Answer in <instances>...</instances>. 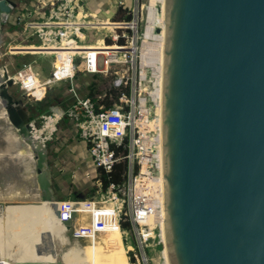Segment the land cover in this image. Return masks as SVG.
Listing matches in <instances>:
<instances>
[{"label": "water", "instance_id": "1", "mask_svg": "<svg viewBox=\"0 0 264 264\" xmlns=\"http://www.w3.org/2000/svg\"><path fill=\"white\" fill-rule=\"evenodd\" d=\"M14 7L0 0V45ZM162 14L167 262L264 264V0H164ZM12 86L2 69L7 120L30 147L40 200L56 203L47 153L31 138Z\"/></svg>", "mask_w": 264, "mask_h": 264}, {"label": "built area", "instance_id": "2", "mask_svg": "<svg viewBox=\"0 0 264 264\" xmlns=\"http://www.w3.org/2000/svg\"><path fill=\"white\" fill-rule=\"evenodd\" d=\"M11 1L15 7L10 8L3 36L4 41L10 43L0 54V59L26 54L39 59L20 64L13 71L4 62L0 69L5 70L12 85L17 86L26 98L41 99L45 90L62 87L61 84L65 87L67 105L64 109L56 112L51 107L42 111L39 125L34 120L28 121L31 138L47 152L48 143L58 131L56 124L65 118L71 125V134L73 130L77 131L85 142L97 172V177L91 180L95 196L78 201H57L58 219L67 223L75 211L70 205H78L81 213L86 215L81 224L84 232L71 231V240L93 242L94 235L97 239L115 226L126 264H152L153 259L147 254L157 246H164L160 122L156 123L148 107L144 108L145 116L137 106L139 97H146L155 81L150 66L145 67L144 75L140 74L142 37L137 30V5L133 11H124V15L132 16L129 21L110 22L100 20L98 15L90 12L85 0ZM117 3L120 7L124 5L122 0ZM107 22L111 25H103ZM15 30L20 32L22 40L33 38L35 42L19 44L12 37ZM96 34L99 36L90 41ZM106 39L111 40L109 46L112 48L97 49L104 45L109 47ZM29 47L34 49H26ZM42 61H48V66ZM93 76L110 81L90 96L88 90ZM158 76L160 78V73ZM111 90L117 94L116 101L105 107L104 99L113 100L107 94ZM112 146L123 148V152L116 153ZM118 162L126 164L122 184H108L101 191V173L110 172ZM85 203L97 204L100 209L108 207L102 210L106 215H98L99 210ZM89 215L92 217L91 231ZM106 219L114 225L106 223ZM157 260L163 264L162 253Z\"/></svg>", "mask_w": 264, "mask_h": 264}, {"label": "bare ground", "instance_id": "3", "mask_svg": "<svg viewBox=\"0 0 264 264\" xmlns=\"http://www.w3.org/2000/svg\"><path fill=\"white\" fill-rule=\"evenodd\" d=\"M148 2V6L145 8L147 11V18L145 20L144 32L141 36L139 66L141 76L145 74L146 66L152 67L155 81L153 89L150 90L149 93H146V97H139L137 106L142 111L145 110V107H148L154 114V119L158 124V122H160L159 97L163 52L162 40L164 23L162 13L164 0H149ZM156 5L160 6L158 7L160 8V12L158 8H156ZM157 18L159 19L158 24L155 25ZM156 29L160 31L157 34L154 33ZM26 49L34 48L29 47ZM159 73L160 78L158 76ZM3 107V103L0 101V113L3 116L5 128L1 136L2 145H4L7 150H13L15 152L19 170L25 172V175L22 174L21 178L28 180L33 188L29 194L27 192L28 195L15 190V193L10 194L9 192V195L4 199H0V250L3 253L1 255L6 257L2 259L0 263L4 261V264H9L7 260L16 259L17 263L28 264L29 261L33 262L43 258L41 264H80L79 250L76 249V246L68 237L65 223L61 222L56 216L57 202H45L41 201L39 198V190L35 181L34 159L30 152V147L17 135L16 131H14L8 123ZM144 115L146 116L145 111ZM88 206H94V208L99 210L100 212L98 215H106L102 210L108 207L103 206L102 209H100L99 205L91 203H89ZM106 223L114 225L113 223H109L108 219H106ZM29 230H32L34 234L32 235V240L27 243L24 239L26 238L25 234L29 232ZM161 230L162 241L164 243L163 226ZM41 231L50 233L53 247L47 250V246V254L44 253L45 255L40 257L32 254V246L35 244L38 232L40 233ZM21 233H23V238L19 236ZM94 240L96 242L90 246L92 259L105 258L110 255V258L118 260L119 264H126L119 234L115 226H112L111 230L104 235H100L97 239L94 238ZM162 256L163 264H168L164 246L162 248Z\"/></svg>", "mask_w": 264, "mask_h": 264}, {"label": "rangeland", "instance_id": "4", "mask_svg": "<svg viewBox=\"0 0 264 264\" xmlns=\"http://www.w3.org/2000/svg\"><path fill=\"white\" fill-rule=\"evenodd\" d=\"M148 1L149 0H137V1L126 0V2H125L124 8H127L129 11H133L134 7L137 5V8H138L137 9V30H138L140 36H142L143 32H144L145 20L147 18V11L145 8L148 6V3H149ZM86 5L88 7H91V6H89L88 2H86ZM158 7H160V6L156 5V8H158ZM105 16L108 17L109 20H116L114 14H109V15L105 14ZM120 18L118 17L117 20L120 19L121 21L124 20L127 22L130 19H132V16L124 15V18H123L120 15ZM158 20L159 19L157 18L155 25L158 24ZM4 30H5V28H4ZM117 32L119 34H121V31H117ZM125 33L128 34L127 32H125ZM154 33L157 34L156 30H154ZM95 36L96 37L92 36L90 38V41H93L95 38H97L99 36V34H96ZM12 37L14 38V40L16 42H18L21 45H28V44L35 42V39H33V38L29 39L27 41L22 40V38L20 37V32L18 30L13 31ZM9 43H10V41L9 40L4 41V37H3V42L0 45V54L4 53L5 48L9 45ZM111 43L112 42L110 39H106V44L108 46H109V44L112 45ZM103 48H104V46H103ZM92 49H96V47L92 46ZM97 49H102V48L97 47ZM33 59H36L38 61L39 58H35L34 56L28 55V54L18 56V57H13V58L5 56V57H2V59H0V67L5 62L6 67L11 68V71H13L15 69V67H17L18 65L28 64ZM41 63L45 64L46 66H48V64H49L48 61L47 62L42 61ZM98 78L100 80L99 86L101 88L106 87L108 82L110 81L109 78H104L101 76H98ZM90 82H91V79H90ZM61 86L62 87H53L50 90L49 89L45 90L46 92H45V94H43L44 96L42 95L41 99L26 98V97L22 96V93L17 86H12L9 91L16 100L21 102V106H22L21 108L27 114V116L29 115L27 109L30 110L31 113H35L37 111V108H38V103L43 102V101H44V103L46 102V104L42 107L39 114H37V112H36L35 117L32 119L35 121L36 125H39V123H40L39 115L42 111H46L47 109L49 110V108H51V107H53V109L55 111H57V109L58 110L64 109L65 105H67L66 97L64 95V91H65V87H63L64 84H61ZM67 123H68V121L65 118H63L58 125V131H57V133H58L57 134L58 135V144L66 146V147L71 146V144H73V143H76L77 140L79 139L78 132L75 130H73V135H72V137H70L71 125L70 124L68 125ZM4 131H5V128H4V124H3V116L0 113V172H1L0 173V199H4L7 195H9V192H10V194H12V193H15L16 191H18V192L24 193L25 195H28L31 192L33 187L31 186V183L28 180L21 178L22 174L25 175V172L19 170L18 161H17V157L15 155V152L13 150H7L5 148V146L2 145V139H1L2 137L1 136L3 135ZM19 137L22 138L21 136H19ZM69 137L71 139L68 140ZM78 141L82 142L85 145V149H86L85 142L82 139H79ZM86 151H87V149H86ZM90 166L93 167V170H95L94 165L92 166L90 164ZM96 177H97V175L93 176L91 178V180L95 179ZM100 189H101V191L104 190L103 184H101ZM87 190H89L87 192L88 195H91V197L95 196V194L93 192V185H92L91 181H90V184H88L86 191ZM27 192H28V194H27ZM58 194H59V196H57V198L63 199L64 194L62 192H58ZM39 198H40V192H39ZM88 204L89 203H85V205H88ZM70 207L75 211L71 217V220H69L67 223H65V225L67 228L68 237L71 240V231L75 230L78 233L79 230H82V232H84L81 224L85 222V220L82 221V219H84V217H86V215L84 213H81L78 205L71 204ZM89 216H90V219H88V225H89V229L91 231L92 217H91V215H89ZM95 225L96 224H94L93 226H95ZM90 231L88 234H85V235L88 236L90 234ZM33 234H34V232H32V230H29V232H27L25 234L26 238L24 239V241L29 243L33 238V236H32ZM19 236H20V238H23V233H21ZM94 238H95V235H94ZM71 241L76 246V249L79 250L80 264H119V261L116 259L110 258V255L106 256L105 258L92 259L90 246L96 242L95 240L93 242L89 240L88 243H83L80 241L77 242L74 240H71ZM25 242H23V243H25ZM52 244H53V242H52L50 233H46L45 231H41L40 233L38 232L35 244L32 246V254H35L36 256L41 257V256L47 254V251H46L47 246H48L47 250H50L53 247ZM129 244L133 245L132 242H130ZM42 245H44V246H42ZM45 245H46V248H45ZM36 248H39V249H36ZM161 253H162V246H157L147 254L149 258L153 259L152 264H159L160 263V261L157 260V257L161 256ZM1 254H3V253L0 250V256H1L0 261L2 259L6 258V257H4V255H1ZM42 260H43V258H41L40 260H35L33 262L29 261L28 264H41ZM7 261L9 264H11V263L12 264L13 263L14 264H20V263H17L16 259H11V260H7ZM2 262L4 264V261H2ZM2 262L0 264H2Z\"/></svg>", "mask_w": 264, "mask_h": 264}, {"label": "crops", "instance_id": "5", "mask_svg": "<svg viewBox=\"0 0 264 264\" xmlns=\"http://www.w3.org/2000/svg\"><path fill=\"white\" fill-rule=\"evenodd\" d=\"M123 7L118 6V0H85L88 2L90 12L98 15L100 20H108L110 22H120L117 20L124 11L128 10L125 7L126 0H122ZM105 14H114L116 20H109ZM103 25H110L109 22ZM99 48H103L100 46ZM56 124L58 129V125ZM69 125V122L67 123ZM61 130V129H60ZM58 133L53 135V139L48 143L47 149V170L54 192V198L57 201H78L90 198L86 191L91 178L97 175L96 170H93L92 160L87 154L85 145L79 142L71 144V146H63L58 144ZM70 137L72 134L70 132ZM68 138L71 139V138ZM58 192L64 194L63 199H58Z\"/></svg>", "mask_w": 264, "mask_h": 264}, {"label": "trees", "instance_id": "6", "mask_svg": "<svg viewBox=\"0 0 264 264\" xmlns=\"http://www.w3.org/2000/svg\"><path fill=\"white\" fill-rule=\"evenodd\" d=\"M121 16L124 18L123 14H121ZM121 19V18H120ZM124 21V20H123ZM109 24L111 25V23L109 22ZM108 48H112V47H107L106 45H104V49H108ZM99 78L98 76H93V78L91 79V83H90V88L88 90V93L90 96H93L94 93H96L97 91H99L100 89H102L100 86H99ZM108 96L110 95L112 97V101H109L108 98L104 99L103 100V104L105 105V107H110L111 104L113 102L116 101V92L115 91H109L108 93ZM46 104V102L44 103L43 102H40L38 103V108H37V114H39V112L41 111L42 107ZM28 118L30 120H32L34 117H35V113H31L30 110H28ZM112 148L114 149V151L116 153H119V152H123V148H114L112 146ZM125 170H126V164L125 162H118L116 164H114V166L112 167L111 171L108 172V173H101L100 175V179L102 181V184L104 185V190H105V187L108 185V184H113L114 186H120L124 180V173H125Z\"/></svg>", "mask_w": 264, "mask_h": 264}]
</instances>
